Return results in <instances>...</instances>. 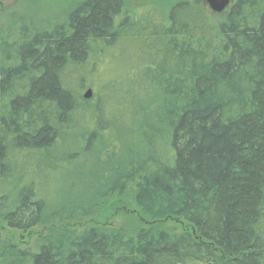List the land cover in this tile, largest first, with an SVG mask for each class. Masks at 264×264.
I'll return each mask as SVG.
<instances>
[{"label":"trees","instance_id":"1","mask_svg":"<svg viewBox=\"0 0 264 264\" xmlns=\"http://www.w3.org/2000/svg\"><path fill=\"white\" fill-rule=\"evenodd\" d=\"M124 7L82 0L50 31L0 40V223L50 231L0 264H264V0L218 18L176 0L163 21ZM106 48L138 67L85 101ZM78 118L95 121L84 148L56 158ZM119 209L138 232L92 221Z\"/></svg>","mask_w":264,"mask_h":264},{"label":"rangeland","instance_id":"2","mask_svg":"<svg viewBox=\"0 0 264 264\" xmlns=\"http://www.w3.org/2000/svg\"><path fill=\"white\" fill-rule=\"evenodd\" d=\"M175 1L176 0H123L125 7L123 9L122 17L132 14L136 16L150 14L153 16L155 21H163L167 15L170 5ZM233 1L234 0L230 1L229 7ZM81 2L82 0H0V40L6 43H11L14 41L13 35H17L21 30H26L27 32L38 30L50 31L53 26H57L65 22L69 12H71L74 7L79 5ZM203 3L205 11L213 17L218 18V15L220 14H213L207 7L205 0H203ZM229 7L222 13H225ZM124 54L125 52H122L121 48H106L102 60L99 63L93 64V72L91 74L84 75L82 88L80 89L79 94L82 96L85 91L89 89L92 91V97L89 100H95L100 89H102V93L104 94L103 82L113 81V79L118 80L117 73L122 74L132 72L133 69L137 68L138 66L135 58L132 63H130L132 60L128 63L126 59L127 57ZM74 87H77L75 89L78 90V86L74 84ZM110 91L111 90H108L107 94ZM115 95L118 101L116 103L113 102V110L114 112L119 113L122 111V105L119 104L122 95L121 93H116ZM81 104V106L87 108L85 103ZM79 113H82L81 108H79ZM79 117L82 118V114ZM80 118H78L77 121H80ZM89 119H84L83 121H85V123H83V125L81 124L82 121H80L76 128H74L71 132H68L64 142H62L60 148H58L59 157L55 156L56 158L59 159L62 155L72 154V152H76L78 149L82 150L84 148V130H86L85 128L95 125L94 119ZM124 120L126 124H128L127 118ZM91 149L95 148L93 147ZM86 156L89 157L88 153H84L80 160H76L79 164V169L86 168L90 165V162L86 161ZM59 175L60 174L58 173L56 174V180H53L52 183L55 184L57 182ZM97 179L98 177L93 179L94 184H96ZM36 181L38 182L37 185L41 189L45 188V197L50 208L53 206L52 200H54V185L48 182H40V179H36ZM41 194H43V192ZM119 204L121 205V203ZM112 212L113 213L105 211L104 214L97 217L94 215L92 221L100 226L99 229L101 231L110 232L114 230H121L128 234L138 232V230L135 228L133 229L132 226L126 227V224L131 221L128 217V212H122L120 209ZM78 222L79 221L76 223ZM146 225H148V223ZM165 227L168 230L180 232V228L182 226L168 222L165 224ZM48 232H50L48 228L36 227L28 233H20L18 231H12L5 227L4 224L0 223V259L2 256V249L6 250L8 246H13L18 250H23L25 248L32 249L31 247L43 240Z\"/></svg>","mask_w":264,"mask_h":264},{"label":"water","instance_id":"3","mask_svg":"<svg viewBox=\"0 0 264 264\" xmlns=\"http://www.w3.org/2000/svg\"><path fill=\"white\" fill-rule=\"evenodd\" d=\"M230 1L231 0H205V3L213 14H221L228 8ZM91 97L92 91L89 89L82 95L84 100H89Z\"/></svg>","mask_w":264,"mask_h":264}]
</instances>
